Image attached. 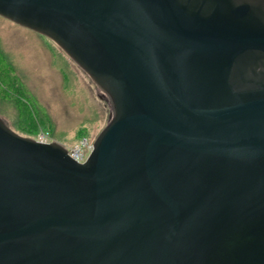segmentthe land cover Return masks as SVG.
Returning a JSON list of instances; mask_svg holds the SVG:
<instances>
[{
	"label": "water",
	"instance_id": "95a60500",
	"mask_svg": "<svg viewBox=\"0 0 264 264\" xmlns=\"http://www.w3.org/2000/svg\"><path fill=\"white\" fill-rule=\"evenodd\" d=\"M112 114L79 164L0 117V264H264V0H0Z\"/></svg>",
	"mask_w": 264,
	"mask_h": 264
},
{
	"label": "rangeland",
	"instance_id": "374dc122",
	"mask_svg": "<svg viewBox=\"0 0 264 264\" xmlns=\"http://www.w3.org/2000/svg\"><path fill=\"white\" fill-rule=\"evenodd\" d=\"M111 114L107 98L54 43L0 17V117L16 134H48L71 149L94 144Z\"/></svg>",
	"mask_w": 264,
	"mask_h": 264
},
{
	"label": "built area",
	"instance_id": "2783aa9c",
	"mask_svg": "<svg viewBox=\"0 0 264 264\" xmlns=\"http://www.w3.org/2000/svg\"><path fill=\"white\" fill-rule=\"evenodd\" d=\"M36 141L43 144H50L55 142L52 140L50 135L44 133L40 134ZM66 150L68 151V154L71 159H73L75 162L79 164H83L87 161L90 154L92 153L93 144H89L86 140H84L81 143L72 147L71 149L66 148Z\"/></svg>",
	"mask_w": 264,
	"mask_h": 264
}]
</instances>
